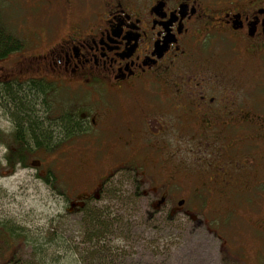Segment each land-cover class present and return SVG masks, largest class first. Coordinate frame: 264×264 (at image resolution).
Segmentation results:
<instances>
[{
	"label": "flooded vegetation",
	"instance_id": "1",
	"mask_svg": "<svg viewBox=\"0 0 264 264\" xmlns=\"http://www.w3.org/2000/svg\"><path fill=\"white\" fill-rule=\"evenodd\" d=\"M19 2L31 41L18 36L25 46L4 59L18 61L3 78L38 81L56 96L66 91L83 154L130 156L101 179L129 166L135 175L180 173L193 162L202 187L227 189L238 176L247 187L258 182L264 115L249 83L264 81L249 76L247 62L264 66V0ZM28 148L32 157L41 151ZM138 156L140 163L131 159ZM162 178L158 187L184 184V177ZM103 187L94 184L83 204Z\"/></svg>",
	"mask_w": 264,
	"mask_h": 264
},
{
	"label": "rangeland",
	"instance_id": "2",
	"mask_svg": "<svg viewBox=\"0 0 264 264\" xmlns=\"http://www.w3.org/2000/svg\"><path fill=\"white\" fill-rule=\"evenodd\" d=\"M0 10L8 30L28 46L29 25L24 21L31 19H23L28 11L20 8L19 0H0ZM17 61L16 57L2 61L0 76L12 73ZM248 63L249 76L261 75L263 82L264 66ZM263 83L249 84L251 94L260 96L257 108L264 115ZM57 94L67 100L66 91ZM5 114L0 108L1 132L11 127ZM72 137L48 152L40 151L29 159L28 168L11 172L3 162L7 148L0 142V222L22 231L27 241L4 255L0 243V264H264V143L259 152L262 166L252 174L258 182L247 187L238 176V183L221 189L213 184L202 187L193 162L180 173L147 170L146 175H135L129 166L113 171L106 182L100 177L108 175L115 161L130 156L122 149L103 158L99 152L83 154L82 137ZM255 148L252 144L248 156ZM187 157L192 158L188 153ZM141 158L131 159L140 163ZM47 169L55 174V184L39 177ZM167 175L170 181L184 177V184L158 187ZM98 181L104 183L103 194L97 199L90 195L83 204V196ZM83 205L86 209L80 211Z\"/></svg>",
	"mask_w": 264,
	"mask_h": 264
},
{
	"label": "trees",
	"instance_id": "3",
	"mask_svg": "<svg viewBox=\"0 0 264 264\" xmlns=\"http://www.w3.org/2000/svg\"><path fill=\"white\" fill-rule=\"evenodd\" d=\"M24 46V40L10 32L3 23L0 10V63ZM19 85H25L27 89L21 90ZM0 101L1 110L10 116L11 121L9 131H0V142L7 148L3 162L10 172L17 167L28 168V161L33 158L30 156L32 148L28 146L48 152L78 131V124L72 120L77 108L66 106L65 103L69 102L64 103L38 81L30 80L20 84L0 76ZM39 177L47 184H55V174L51 169L45 170V174H39ZM85 209L82 207L80 211ZM23 241L27 243L22 231L13 229L6 222H0V243L4 246L2 255L8 254ZM100 248L103 249L102 246ZM7 262L10 263V254Z\"/></svg>",
	"mask_w": 264,
	"mask_h": 264
},
{
	"label": "water",
	"instance_id": "4",
	"mask_svg": "<svg viewBox=\"0 0 264 264\" xmlns=\"http://www.w3.org/2000/svg\"><path fill=\"white\" fill-rule=\"evenodd\" d=\"M162 201H163V198L160 199V201L157 203V205L160 204V203H162ZM182 204H183V201H180L178 203V206H181Z\"/></svg>",
	"mask_w": 264,
	"mask_h": 264
},
{
	"label": "bare ground",
	"instance_id": "5",
	"mask_svg": "<svg viewBox=\"0 0 264 264\" xmlns=\"http://www.w3.org/2000/svg\"><path fill=\"white\" fill-rule=\"evenodd\" d=\"M17 79V78H16Z\"/></svg>",
	"mask_w": 264,
	"mask_h": 264
}]
</instances>
